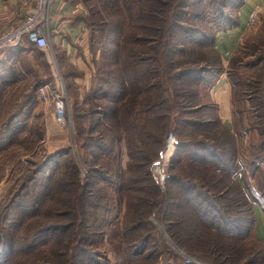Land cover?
<instances>
[{
    "label": "trees",
    "instance_id": "trees-1",
    "mask_svg": "<svg viewBox=\"0 0 264 264\" xmlns=\"http://www.w3.org/2000/svg\"><path fill=\"white\" fill-rule=\"evenodd\" d=\"M69 1L74 3L75 0ZM82 2L86 6V10L83 7L81 10L87 29L91 30L92 37L99 32L100 45H90L93 62L96 64L98 58L100 65L99 73L94 76L106 87L99 85L93 95H86L84 105L81 103L79 109L75 107L74 132L81 150L79 155L98 183L92 185L88 180L90 175L85 179L81 177L70 149L47 154L34 174L27 177V183L14 196L12 205L0 213V264H165L161 249H154L148 243L155 229L154 214L173 242L196 260L191 262L184 258V264H264V259L255 255L243 259V245L238 247L239 243L255 237L253 231L238 229L231 221L233 216L246 218L250 212L257 219L255 204L264 212L259 198L253 194V199L249 198V187L242 184L235 171L240 154L237 141L245 138L246 133L251 134L246 149L249 157L246 172L254 174V169L259 168L257 163L264 161V24L257 42L245 52L255 59L240 63L237 56L231 57L226 70L221 63L222 55L215 48V36L195 22H205L210 16L220 27L235 28L239 25L238 11L245 0ZM232 8H236L235 17L230 14ZM260 15L263 22L264 11ZM110 42H114L113 45ZM207 47L211 48V56L207 54L210 51ZM37 49L41 48L24 37L0 53V105L5 100L8 84L23 82L33 73L26 58L39 59ZM59 50L55 46V52L64 61ZM200 60L206 64H200ZM211 60L218 65L208 66ZM223 73L231 84L233 100L249 102L248 111L255 120L247 128L232 130L222 121L217 104L202 100L201 85L207 84L209 76L213 77L208 84L216 83ZM30 85L29 92L23 96L25 102L38 98L36 91L41 84L37 80ZM111 86L115 90L107 91ZM99 91H102L100 97ZM19 101L15 102L17 108ZM167 103L172 109L160 112ZM17 108L0 118L2 132L9 131L20 117L22 110L19 112ZM170 131L176 134L177 145L196 152L181 155L170 165L171 169L179 170L176 173L191 169L184 178L185 194L176 206L171 203L174 189H161L152 171ZM3 140L4 137L0 139V152L15 141ZM125 147L128 159L124 166ZM221 152L231 158V163L222 161ZM58 156L62 159L46 171ZM41 172H44L42 177H38ZM169 178L180 179L177 175ZM99 182L102 184L96 188ZM171 184L178 185L179 181ZM258 186L264 195V180L258 181ZM103 188L106 195L99 196L97 190ZM108 190L112 191L110 197ZM231 191L243 200L242 205L245 199L249 205L250 200L249 207L244 210L236 207L237 214H229L238 203L234 199L232 204H225L222 197ZM98 199L105 200L104 205L94 201ZM113 201L126 204L122 227H113V219L109 220L112 216L118 218V223L121 213L107 217L108 213L112 214L109 206ZM199 202H213L217 214L207 217V210L202 206L194 208L193 216L200 223L194 225L200 227V231L196 242L190 244L181 234L185 226L182 216L175 220L172 213L173 209L186 212L187 206H198ZM209 232H212L211 237L207 236ZM255 232L261 240L257 225ZM220 236L221 239L216 238ZM106 238L108 249L101 250ZM159 238L161 242L157 243L166 247L167 242ZM233 244L238 247L235 253Z\"/></svg>",
    "mask_w": 264,
    "mask_h": 264
},
{
    "label": "rangeland",
    "instance_id": "rangeland-1",
    "mask_svg": "<svg viewBox=\"0 0 264 264\" xmlns=\"http://www.w3.org/2000/svg\"><path fill=\"white\" fill-rule=\"evenodd\" d=\"M77 1L81 4V7L86 10L85 4L82 2V0H75L73 1L75 4H77ZM5 3L3 0H0V11L2 8H4ZM234 7V6H233ZM237 7V6H236ZM83 9L81 10V12ZM230 14L236 15V8L229 10ZM263 10H259L257 13L254 12L251 17L248 19L247 28L244 30H240L238 32H233V45L227 49L226 46H229L231 43V36L230 34H223V30H230L234 29V27H228L226 25L225 27H220L219 25L215 24L210 16L207 18L205 22L197 21L196 25L200 26L201 28L205 29L209 34H212L215 36L214 44L215 48L221 53L222 55V65L227 70L229 69V59L231 57L237 56L240 63H247L250 61H253L255 58L254 56H250L246 54L245 52L248 50L247 48H251L252 44H255L257 42V38H259L260 34V27L264 24V21L261 22V15L260 13L263 12ZM234 26V25H233ZM263 33V32H262ZM99 35V32L97 31L96 34L92 37L91 30L87 29V38L89 39V49L90 45L97 44L95 47L100 45L97 40L99 39L97 37ZM213 36V37H214ZM91 38V39H90ZM262 37H260L261 39ZM114 42H110L109 44L113 45ZM226 44V45H225ZM224 45V46H222ZM183 47V46H181ZM223 50H221L220 49ZM238 47V48H237ZM210 51L207 52L208 55H212L211 48ZM55 49V48H54ZM205 49V47H204ZM222 51H220V50ZM41 53L44 54L37 55L39 59L30 58V59H23V62L26 61V64L29 65V67L32 69V72H30V76L27 78H24L23 82L20 80L16 83L8 84L7 88V94L5 96V100L0 105V118H3L6 114H8L12 109L17 108L16 101H19V106L17 110L19 109V112L22 110L20 117L16 120L14 126L9 130H5L2 132L0 130V139H3L4 141L8 142L10 140H15L14 142L9 143L8 147L5 148L0 152V213L1 211L7 207L8 205H12V199H14V196L19 193V191L24 187L25 183H27V177L34 174V171L38 169L37 165L41 162V160L49 153L57 151L59 149H70L71 155H73L76 163H78L79 169H80V175L83 179L90 177L88 180L92 185L95 184L97 177H91V173H89V170L85 166L82 158H81V150L77 147V143L75 141V132L74 127L75 123L73 120V112H75L77 109L81 107L83 104V100L86 97V95H93L94 90L97 89L99 85H102L103 88L106 87V84L102 82L101 80L96 79L94 76L95 73H99V67L98 64V58L96 60V64L93 62L94 55L87 53V60L89 61V66L84 69H79L77 66H68L67 62L63 61V58L60 55H57L56 52L52 51L51 49H37ZM225 50V52H224ZM236 50V51H235ZM37 51V52H38ZM235 51L234 54H232ZM91 52V49H90ZM101 53V52H100ZM34 55H36V50L33 52ZM25 55V53L21 54ZM205 54L203 55L204 58ZM193 57H196V55H193ZM221 57V56H220ZM128 59V58H127ZM60 62L63 64V67L59 64ZM220 61V59H219ZM200 64L205 65V62L199 61ZM196 65V64H194ZM208 66H214L218 65L215 64L212 60L208 62ZM242 65V64H241ZM68 66V67H67ZM241 69V66L239 67ZM239 69V70H240ZM1 71V70H0ZM242 73H244V68L241 69ZM226 72V71H225ZM92 74V75H91ZM226 74V73H225ZM10 74L7 76L9 77ZM70 76V77H69ZM72 76V77H71ZM92 76V78H91ZM227 76V74H226ZM210 80L212 81L213 76H209ZM79 78V79H78ZM228 78V77H227ZM27 80V81H26ZM38 80V83L41 84V86L49 85L51 90L55 91L58 89H64V93L67 97V105H66V121L64 124H60L57 120L56 114H55V107H54V99L51 100H43L40 98L38 94V90L36 91V96L38 98H35L29 102H25L23 96L28 93V88H30V84L36 82ZM208 81L207 82L208 84ZM28 83V84H26ZM212 84V82H209ZM207 84L203 83L200 88V93L202 96L203 102L212 103L209 99V96H211L210 92L214 90V86H216V83L214 84ZM40 86V87H41ZM39 87V88H40ZM38 88V89H39ZM115 90L113 86L109 87L107 91H113ZM221 90V89H219ZM103 91V90H102ZM102 91H99V97L102 93ZM73 96L75 98H73ZM98 96V95H96ZM175 96V95H174ZM96 97L97 101H100V98ZM214 97V96H213ZM242 97V96H241ZM232 112L231 116L228 118L230 120V126L233 125L236 126V129L241 128H247L249 125L253 123L255 120V116L249 113V102L247 99L245 100H233L232 95ZM82 103V104H81ZM214 103V102H213ZM84 105V104H83ZM75 107L77 109L75 110ZM172 109L171 105L169 103L162 106L159 111L162 113L168 112ZM53 114V116H52ZM185 117H189L186 115ZM53 118L54 122H53ZM233 130V129H232ZM4 133V136H3ZM42 134V135H41ZM250 133L244 134L243 139L240 138L239 141H237V146L240 151V154L238 153V160H236L237 168L235 171L238 173V179L241 180L243 185H247L250 189L249 198L253 199V194L256 198H259V204L264 208V195L263 192L260 191L258 186V181L264 180V161H260L257 163L258 169H254V174H251L247 171L248 167V161L247 158V148H248V141L250 140ZM19 137L16 140L15 137ZM14 137V138H13ZM12 138V139H10ZM177 136L175 133H172L171 131L167 133L166 140H165V147L163 149V152L161 154L160 159L152 165V171L156 176V179L160 182V172L164 171V174L166 175V179L163 183L160 182V188L161 189H174V192L172 194L173 199L171 200L172 206H176L180 203V200H182L184 196L183 189L184 187H187L185 184L186 180H184L185 177H188L187 174L191 170L190 168H185L181 173H176L179 170H173L171 169V163L179 158L181 155H194L195 153L190 150L187 146H179L177 145ZM196 150V148L194 149ZM80 154V155H79ZM222 161L225 163H231V158L227 156V154L221 152ZM251 158V155H249ZM210 158V157H209ZM62 159V157L58 156L55 158L51 164L49 165V168H46L45 170L52 169L54 163L58 160ZM128 156L126 147L123 150V156H122V164L125 166L127 162ZM175 162V161H174ZM44 173V172H43ZM43 173H38V177H42ZM174 176L177 175L180 177V179L171 180L169 178L170 175ZM174 174V175H173ZM200 176V174H198ZM94 178V179H92ZM208 178V177H206ZM169 179V180H168ZM179 181L178 185H173L171 183L175 181ZM198 182V181H196ZM98 182H96L97 184ZM102 182H99V184L96 186L98 188L99 185H101ZM103 186V185H102ZM94 188V187H93ZM99 190V189H98ZM98 195H106V191L104 188L100 191H98ZM107 190V189H106ZM107 196L110 197L112 191L108 190ZM190 191H193L191 189ZM236 200L235 206H233V210H230L231 215L237 214V208H241L244 210L245 208L249 207V205L246 202L242 205L241 201L239 200V195L232 194V191L229 192L225 197H222L223 203L226 204V202L232 204L233 200ZM110 200V199H109ZM98 204L104 205L105 200H94ZM258 206V204H255ZM203 207L206 212L207 217H212L217 214V206L213 202H209L208 204L206 202H199L198 206L195 205H189L187 206L189 209L186 210V212H183L181 210L173 209L172 217L175 220H178L180 216H182V220L185 223V226H183L184 230L181 232L182 236L187 240L188 243L193 244L195 243V237L197 236L198 232L200 231V227H196L194 224L200 225L199 222H196L198 218L196 216H193L194 208L197 207ZM110 211H112V214H107V217L110 215L120 214V221L116 223V219L112 218L110 216V219H113L112 226L115 225L122 227L123 222V213L126 211V204L122 203V205L118 204V202H111L109 206ZM100 210V209H99ZM105 212V210H104ZM258 212V218L256 219V216L253 212H250L246 214V218L242 216H233V225H236L238 229H243L248 232L249 230L253 231L254 237L256 238H250L248 237L247 240H243L239 243L238 247L240 245H243V259L246 260L252 257V255H255L258 257V259H264V212L257 207ZM119 215V214H118ZM224 218V214L221 216ZM220 217V218H221ZM219 218V219H220ZM108 220V221H109ZM210 221V220H209ZM219 222V220H218ZM226 222V220L224 221ZM223 222V223H224ZM104 223H106V220H104ZM152 223L155 226L154 234L152 233V238L149 240V244L154 249H161L164 257H165V264H184V258L192 261L194 260L192 257H189L186 255V252L179 247L177 244L173 242V240L170 238L168 231L165 230L163 225L159 222L157 217L152 215ZM220 223V222H219ZM126 224V220L124 221V225ZM257 225L258 233L261 236V240L258 239V236L255 232V227ZM111 226V228H112ZM254 227V230L251 228ZM113 229V228H112ZM140 232H142L140 230ZM212 232L208 233V237H211ZM106 236V235H105ZM104 236V237H105ZM164 239L166 243V247H161L157 242H161L160 238ZM217 239H221L220 237H216ZM108 240L107 238L105 241ZM132 242V241H129ZM238 247H234L233 244V253H235L238 249ZM259 248V249H258ZM107 241L105 242L104 248L102 247L101 250H107ZM258 249V251L256 250ZM241 250V251H242ZM252 250V251H250ZM240 251V252H241ZM110 252V251H109ZM109 256L114 259V255L112 252L109 253ZM191 261V262H192ZM261 261V260H260ZM167 262V263H166ZM198 262V261H197Z\"/></svg>",
    "mask_w": 264,
    "mask_h": 264
},
{
    "label": "crops",
    "instance_id": "crops-1",
    "mask_svg": "<svg viewBox=\"0 0 264 264\" xmlns=\"http://www.w3.org/2000/svg\"><path fill=\"white\" fill-rule=\"evenodd\" d=\"M3 1L5 6L0 11V28L7 27L19 21L22 18L23 6L28 0ZM263 9L264 0H245L238 11L239 25L234 29L223 30V34H230L229 36L232 37L230 45L226 46L227 49L233 45V32L245 30L251 15ZM82 14L81 5H76L69 0H54L52 4V26L55 30L53 36L55 46L63 53L64 61H67L73 66H77L79 69H84L89 66V61L86 59L88 56L87 53L92 54L89 49L87 27L82 18ZM214 87V90L210 92L211 96H209V99L211 102L217 104L222 121L231 129H235L236 126L233 125L231 127L230 120H228L231 116L233 101L232 87L225 73L218 77L217 84ZM257 207L259 206H255V210L258 215Z\"/></svg>",
    "mask_w": 264,
    "mask_h": 264
},
{
    "label": "built area",
    "instance_id": "built-area-1",
    "mask_svg": "<svg viewBox=\"0 0 264 264\" xmlns=\"http://www.w3.org/2000/svg\"><path fill=\"white\" fill-rule=\"evenodd\" d=\"M54 0H28L22 9V18L7 27L0 28V53L18 44L28 37L41 49L55 52L52 26V4ZM38 94L43 100L54 99V109L60 124L66 121L67 97L64 89L51 90L49 85L41 86ZM166 179L164 171L160 172V182Z\"/></svg>",
    "mask_w": 264,
    "mask_h": 264
},
{
    "label": "water",
    "instance_id": "water-1",
    "mask_svg": "<svg viewBox=\"0 0 264 264\" xmlns=\"http://www.w3.org/2000/svg\"><path fill=\"white\" fill-rule=\"evenodd\" d=\"M199 263V262H198Z\"/></svg>",
    "mask_w": 264,
    "mask_h": 264
}]
</instances>
